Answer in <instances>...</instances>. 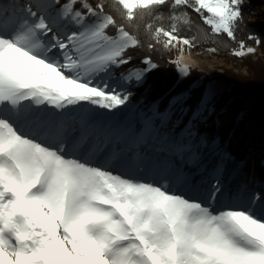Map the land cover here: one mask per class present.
Segmentation results:
<instances>
[{"label":"snow or ice","instance_id":"snow-or-ice-1","mask_svg":"<svg viewBox=\"0 0 264 264\" xmlns=\"http://www.w3.org/2000/svg\"><path fill=\"white\" fill-rule=\"evenodd\" d=\"M242 9L243 0H0V264H264V183L235 182L229 153L206 161L190 127L206 102L193 110L188 93L170 97L191 112L179 132L161 127L169 117L155 106L146 137L119 119L159 67L150 55L135 63V52L195 47L185 29L197 19L235 41Z\"/></svg>","mask_w":264,"mask_h":264},{"label":"trees","instance_id":"trees-1","mask_svg":"<svg viewBox=\"0 0 264 264\" xmlns=\"http://www.w3.org/2000/svg\"><path fill=\"white\" fill-rule=\"evenodd\" d=\"M242 11L243 21L237 28L235 41L223 35L212 34L210 28L202 25L198 19V26L191 31L185 29V35L196 37V49H215L214 52L219 55H224L228 51H238L240 41H244L246 47L264 46V19L253 16L246 8ZM137 34L145 45L149 42L143 30ZM249 34L258 36L261 44L256 45L248 40ZM145 55H150L159 67L149 75L143 87L133 90L127 110L120 119H123L140 100H143L147 106L153 101H159V110L164 111L169 105L171 96L189 90L194 81L204 77L203 84L191 91L192 94L188 100V106L194 110L200 104L209 82L216 78L227 79L229 85L218 92L212 100L214 112L199 126L206 140L202 150L206 154L212 152L218 138L224 152L232 157L225 161V167L228 174L235 178V182L254 180L257 184L264 183V63H251L252 72L248 76L227 73L213 76L194 67L185 78L180 80L173 48L165 50L157 45L156 51L149 52L145 46L143 51L134 53V62L138 64L139 59ZM246 92L248 99L252 102L251 106H247L243 98H238L240 94ZM174 116L175 114L169 125L177 132L180 127L174 126ZM190 116L191 112L186 115L183 122H187ZM215 157L216 154L212 158ZM210 163H215V159Z\"/></svg>","mask_w":264,"mask_h":264},{"label":"rangeland","instance_id":"rangeland-1","mask_svg":"<svg viewBox=\"0 0 264 264\" xmlns=\"http://www.w3.org/2000/svg\"><path fill=\"white\" fill-rule=\"evenodd\" d=\"M243 8H246L247 11H250V13L253 14V16H256V17L260 16V18L264 19V0H243ZM248 47H253V46H248ZM254 48H255L254 53H247V51H246L247 47H246L244 49L246 54L243 57H237L234 54L236 51H234V52L228 51L224 55H219L217 52H214L213 49L198 50L195 47L177 46V47L173 48L175 51V57H174L175 60L174 61L175 62L178 61L179 67H183V66H185L186 63H188L189 66H187V68L189 69V71L191 68L195 67V68H198L204 72H207L209 75H213V76L221 75V74H225V73H227L228 75L234 74V75L248 76L252 72L250 69L251 63H254V64H258L259 62L264 63V46H260V47L254 46ZM240 50L241 49H239L238 51H240ZM183 58H184V60L186 59V61H187L185 64L183 63V61H181ZM179 67H178V69H179ZM185 77L186 76H183L179 71V79L182 80ZM198 81H200L199 85L195 86V84ZM214 81H221L223 86H224V89L229 85V80H227V79L216 78V79L212 80L211 82H214ZM203 82H204V77L197 79L190 86L189 90H187L185 92L188 93L189 97H190L192 94L191 91L194 88L201 86L203 84ZM211 82H209V83H211ZM208 84L206 85V88H207ZM206 88H205V90H206ZM247 92L244 94H240L238 96V98H243L245 100L244 102L247 104V106H251L252 102L248 99ZM213 102H211L208 105L209 107L207 108V110L204 111V115L200 119H197L195 121L194 125H190V127L194 128V134H196L198 136V138H204L205 139V137L203 136V134L201 133V131L199 129V126L201 123L206 122L207 118L214 112V109L212 107ZM158 103H159V101H153L152 103L148 104L149 106H147V104H145L143 100H140L137 103V105L134 106L131 109V111L123 119H120V118L119 119L122 120L125 125L129 126V132L130 133H133V134L141 133V134H143V132L146 131V133L151 134V131H152L151 129H149V130H143L142 129L143 118H144L145 114L148 112V110L150 108H152L153 106H155L159 110ZM164 111H167L170 113L169 118L172 116L173 112L175 113L174 126L179 125V127H181L183 125L181 122L184 121L186 115L189 114V112H188L186 115H181L179 112H177L175 110V108L171 107L170 105H168ZM164 111H161L160 113H163ZM130 115H132V121H131V123H128V118L130 117ZM153 119H154V123L159 124V118L154 117ZM169 120L170 119L165 121V123L163 124L164 128H171V126L169 125V122H170ZM179 130L177 132H179ZM219 144H220V142H219V139L217 138L215 141V146H214L212 152H209V154H206L202 150V148L205 146V143L200 145V151L204 154L207 162L210 163L213 159H215L216 157L215 158H212V157L216 153L224 152L222 146H220ZM210 164H212V163H210Z\"/></svg>","mask_w":264,"mask_h":264},{"label":"bare ground","instance_id":"bare-ground-1","mask_svg":"<svg viewBox=\"0 0 264 264\" xmlns=\"http://www.w3.org/2000/svg\"><path fill=\"white\" fill-rule=\"evenodd\" d=\"M181 61H183L184 64L187 62L186 59L184 60V58ZM185 66L187 67V66H189V64L186 63ZM199 83H200V81H198L195 84V86H198ZM223 89H224V86H223L221 81H214V82L209 83L205 92H204V95L202 97V100H204L206 102V106L209 105L208 103L213 100L214 96L218 92L222 91ZM206 106H205V108H206ZM159 112H161V111H159ZM163 113H166L168 115V117L170 115V113L167 111H164ZM131 121H132V115H130V117L128 118V123H131ZM142 135H144L146 137L149 134L146 133V131H144Z\"/></svg>","mask_w":264,"mask_h":264}]
</instances>
